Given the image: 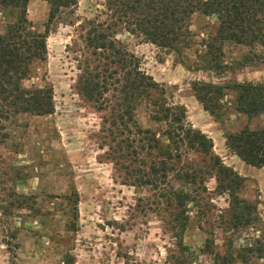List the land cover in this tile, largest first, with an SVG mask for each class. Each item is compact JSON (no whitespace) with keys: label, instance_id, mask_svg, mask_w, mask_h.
<instances>
[{"label":"rangeland","instance_id":"rangeland-1","mask_svg":"<svg viewBox=\"0 0 264 264\" xmlns=\"http://www.w3.org/2000/svg\"><path fill=\"white\" fill-rule=\"evenodd\" d=\"M105 1L77 0L57 14L47 34L46 58L35 61L21 81L24 88L52 86L53 112L18 113L2 121L0 264H67L69 257L72 264H264L256 251L245 252V262L238 256L240 248L264 243V167L244 169L248 164L225 144L226 134L245 125L264 126V113L248 117L237 111L238 93L231 88L264 82V36L251 45L225 43L222 70H195L190 65L203 49L201 40L215 32L214 16H193L195 43L182 63L175 51L112 25ZM48 12L45 0L29 1L27 17L34 30L44 32ZM16 15V9L0 6V33ZM88 20L111 25L114 38L138 59L140 69L166 88L170 102L184 106L186 122L208 135L213 152L244 177L237 193L254 205L259 218L253 225L232 227L229 195L218 187V173L201 153L182 151V164L203 169L195 185L183 186L174 172L168 174V188L185 189L196 199L185 207L184 231L174 206L165 207L158 190L136 184L133 178L140 174H126L124 161L111 158L101 137L102 113L76 88ZM195 82L224 86L214 116L197 99ZM137 119L143 127H165L145 112ZM13 191L33 196L5 213L3 207L13 201L7 193Z\"/></svg>","mask_w":264,"mask_h":264},{"label":"trees","instance_id":"trees-1","mask_svg":"<svg viewBox=\"0 0 264 264\" xmlns=\"http://www.w3.org/2000/svg\"><path fill=\"white\" fill-rule=\"evenodd\" d=\"M29 1L0 0V6L17 10L15 22L0 33V129L5 127L3 120L8 121L18 113L45 115L54 110L52 86L24 88L21 81L28 77L35 61L46 58V38L52 21L64 9L75 6L77 0H45L49 12L44 32L34 30L28 20ZM105 6L113 18L112 25L123 26L129 32L141 34L147 42L175 51L182 63L185 50L195 43L193 16H214L215 32L201 40L203 49L197 51V58L190 65L195 70H222L225 43L251 45L262 42L264 36V0H106ZM85 24L76 88L102 113L101 137L111 158L124 161L121 167L126 174H140L133 178L136 184L158 190L165 207L172 205L177 210L174 218L184 231L188 221L185 207L196 199L185 189L168 188V174L174 172V180L183 186L195 185L203 169L195 164H182L181 157L187 149L201 153L209 169L217 171L218 187L229 195L232 227L253 225L259 218L255 207L237 193L244 177L213 152L208 135L186 122L184 106L170 102L166 88L140 69L138 59L114 38L111 25L94 20ZM231 88L238 93L235 99L238 112L248 117L264 113V82L236 83ZM223 89L224 86L212 83L193 84L197 99L212 116ZM139 112L147 113L153 122H163L165 127L161 130L143 127L137 119ZM225 144L245 163L264 166V126L253 129L245 125L226 134ZM144 156L148 157L149 165ZM135 162L142 166H135ZM7 196L13 201L3 207L5 213L11 212L15 204L24 206L33 195L13 191ZM257 244L259 247L254 249L240 248L238 256L245 262V252L256 251L258 257L264 258V243L258 240ZM71 259L67 264H72Z\"/></svg>","mask_w":264,"mask_h":264},{"label":"crops","instance_id":"crops-1","mask_svg":"<svg viewBox=\"0 0 264 264\" xmlns=\"http://www.w3.org/2000/svg\"><path fill=\"white\" fill-rule=\"evenodd\" d=\"M251 166H252V165H251ZM245 167H246V168H244V169H248V170H251V169H253L252 167H250V166H249V164H248V165H246ZM254 167H255V166H254ZM263 167H264V166H263ZM258 168H260V167H258Z\"/></svg>","mask_w":264,"mask_h":264},{"label":"flooded vegetation","instance_id":"flooded-vegetation-1","mask_svg":"<svg viewBox=\"0 0 264 264\" xmlns=\"http://www.w3.org/2000/svg\"><path fill=\"white\" fill-rule=\"evenodd\" d=\"M237 156V155H236Z\"/></svg>","mask_w":264,"mask_h":264}]
</instances>
